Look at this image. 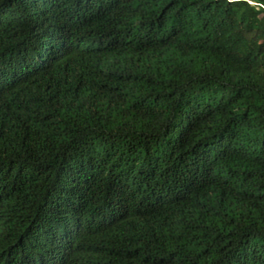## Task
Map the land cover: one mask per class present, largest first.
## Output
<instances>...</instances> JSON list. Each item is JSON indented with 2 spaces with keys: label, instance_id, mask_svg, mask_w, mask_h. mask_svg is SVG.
Instances as JSON below:
<instances>
[{
  "label": "trees",
  "instance_id": "obj_1",
  "mask_svg": "<svg viewBox=\"0 0 264 264\" xmlns=\"http://www.w3.org/2000/svg\"><path fill=\"white\" fill-rule=\"evenodd\" d=\"M0 264H264V0H0Z\"/></svg>",
  "mask_w": 264,
  "mask_h": 264
}]
</instances>
